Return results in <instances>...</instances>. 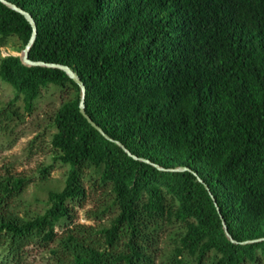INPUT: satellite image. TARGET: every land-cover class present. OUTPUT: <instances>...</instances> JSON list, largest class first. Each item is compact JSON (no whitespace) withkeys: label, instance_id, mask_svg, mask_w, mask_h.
I'll return each instance as SVG.
<instances>
[{"label":"trees","instance_id":"obj_1","mask_svg":"<svg viewBox=\"0 0 264 264\" xmlns=\"http://www.w3.org/2000/svg\"><path fill=\"white\" fill-rule=\"evenodd\" d=\"M6 1L35 22L29 59L74 71L85 115L149 164L85 120L64 71L0 57L15 91L0 133L11 140L20 95L31 113L56 89L50 152L67 167L42 215L19 211L30 179L0 174V264H26L31 248L47 264H264V240L242 244L264 238V0ZM30 35L0 2V49L14 39L23 50ZM52 168L39 169L41 183ZM91 192L85 217L100 223H74Z\"/></svg>","mask_w":264,"mask_h":264},{"label":"rangeland","instance_id":"obj_2","mask_svg":"<svg viewBox=\"0 0 264 264\" xmlns=\"http://www.w3.org/2000/svg\"><path fill=\"white\" fill-rule=\"evenodd\" d=\"M20 44L16 40H9L6 47L0 49V57L7 55H20ZM15 97V91L0 81V109ZM60 102L58 91L56 89H46L42 91L41 96L36 100L33 110L28 113L23 109L22 96L20 95L16 105L22 115L21 120L14 128L11 140H7L3 133H0V174L6 168L14 173L26 176L31 180L25 193L20 199L19 211L28 215H42L47 208V198L50 192H59L64 187V173L66 166L52 161L50 152V139L54 128L52 127V116L54 110ZM33 147L29 145L30 141L36 138ZM52 165L49 178L46 182L39 181V169L43 166ZM98 194L90 193L85 200L82 209H73L75 213L74 223L84 225H98V220H88L85 212L93 210ZM61 228L56 227L55 232L60 233ZM48 253L43 249L31 248L26 264H47Z\"/></svg>","mask_w":264,"mask_h":264},{"label":"water","instance_id":"obj_3","mask_svg":"<svg viewBox=\"0 0 264 264\" xmlns=\"http://www.w3.org/2000/svg\"><path fill=\"white\" fill-rule=\"evenodd\" d=\"M0 2L5 5L6 7H8L9 9L19 13L20 15H22L25 20L29 23L30 27H31V35H30V38L28 40V43L26 44V46L24 47V49L21 51L20 55H17V57L20 58V61L21 63L26 66V67H44V68H52V69H58V70H61V71H64L65 72V75L74 83L77 85L78 89H79V102H78V111L79 113L85 118L86 121H88V123L94 128L96 129L106 140L108 141H111V142H114L117 146H119L129 157H131L132 159L134 160H138V161H141V162H144V163H147L149 164V162L147 160H144V159H141V158H137L136 156L132 155L120 142L118 141H115L113 139H111L108 135H106L103 130L98 127L88 116L85 115L84 113V106H83V97H84V87H83V84L82 82L79 80V78L77 77V75L75 74L74 71H72L70 68L66 67V66H63V65H59V64H51V63H44V62H41V61H31L28 57L29 55V50L30 48L32 47L34 41H35V38H36V25H35V22L32 18V16L22 10L21 8H19L18 6L6 1V0H0ZM151 164V163H150ZM153 167H155L156 169L158 170H161V171H170V172H175V171H188L189 173H192L195 178L197 179V181L199 183H203V181L199 178V176L194 173L193 171H190L189 169L187 168H184V167H179V168H175V169H167V170H164L163 168H160L158 167L157 165H154L152 164ZM204 188L208 191L216 209H217V212L218 214L220 215V212L217 208V204H216V201L214 199V197L211 195L210 191H209V188L206 184H204ZM220 219H221V222H222V226H223V230H224V233L227 237V239L232 243V244H236V242L234 240L231 239L228 231H227V227L223 221V218L220 216ZM264 240V238H259V239H256V240H253V241H246V242H242V244H245V243H253V242H258V241H262Z\"/></svg>","mask_w":264,"mask_h":264}]
</instances>
